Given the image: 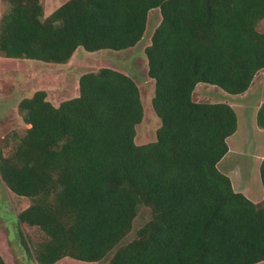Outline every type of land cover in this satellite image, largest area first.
I'll list each match as a JSON object with an SVG mask.
<instances>
[{
    "label": "trees",
    "instance_id": "1",
    "mask_svg": "<svg viewBox=\"0 0 264 264\" xmlns=\"http://www.w3.org/2000/svg\"><path fill=\"white\" fill-rule=\"evenodd\" d=\"M5 2L0 56L46 63H66L79 47H134L149 11L161 15L144 47L154 140L135 142L139 87L111 67L82 73L58 105L44 89L18 101L29 127L0 138V180L28 200L16 221L40 232L32 244L18 230L36 264L264 262V155L263 199L253 202L217 166L237 129L234 108L193 97L198 83L242 94L264 68V0H66L47 15L40 0ZM256 124L264 130V100ZM140 206L150 219L120 243Z\"/></svg>",
    "mask_w": 264,
    "mask_h": 264
},
{
    "label": "rangeland",
    "instance_id": "2",
    "mask_svg": "<svg viewBox=\"0 0 264 264\" xmlns=\"http://www.w3.org/2000/svg\"><path fill=\"white\" fill-rule=\"evenodd\" d=\"M63 1L65 0H54L52 3L51 0H43L44 14H49L56 4ZM6 7L5 0H0V15ZM160 18L159 9H153L149 13L142 39L134 47L125 50L101 49L89 52L79 47L66 63H46L34 59H13L0 56V138L12 130L22 135L25 129L29 127L16 112L15 105L20 98L32 95L37 89H44L47 92V98L58 103L77 94V81L82 73L95 71L101 67H111L130 75L139 87L144 114L142 121L136 126L135 142L141 144L154 140L159 119L153 113L150 105L149 97L153 90V82L147 76L144 47L149 43L150 35ZM257 28L264 31V20L258 23ZM262 83H264V73L255 79L253 85L255 96L258 99L264 97ZM248 96H250L248 93L247 95L232 96L219 87L206 83H199L193 94L197 101L229 100L238 112L249 101ZM244 115L246 116V113ZM243 122H246L245 126ZM240 125L241 127L232 137L236 140L237 145L235 148H231L227 155L228 166L218 164V168L222 172L229 171L234 190H243L248 195H253L256 192L259 195L263 193V188L257 158L262 156V152L251 151L254 147L252 132L253 136H256L258 131L255 128H250L249 121L244 120ZM240 169L247 170V173L241 176L238 173ZM237 179H241V181L237 182ZM27 204L26 198L13 194L0 180V254L6 264H36L32 255L27 253L22 246L18 230L21 228V232L32 244L41 239L40 232L35 227L19 226L16 221L17 212L25 208ZM150 216V209L146 206H140L133 219L131 230L120 243L134 238L137 229L147 222ZM56 264L88 263L66 257ZM256 264H264V262Z\"/></svg>",
    "mask_w": 264,
    "mask_h": 264
},
{
    "label": "crops",
    "instance_id": "3",
    "mask_svg": "<svg viewBox=\"0 0 264 264\" xmlns=\"http://www.w3.org/2000/svg\"><path fill=\"white\" fill-rule=\"evenodd\" d=\"M41 1V3L43 4V0H40ZM53 1L54 0H51V2L53 3ZM66 1V0H65ZM64 2V1H63ZM62 2V3H63ZM51 3V4H52ZM61 3H59V4H56V6L55 7H53L52 8V10L53 9H55L58 5H60ZM43 8H44V4H43ZM153 10V9H152ZM152 10H150L149 11V13L152 11ZM148 18H149V14H148ZM264 20V19H263ZM78 49V48H77ZM76 49V50H77ZM75 53V52H74ZM73 53V54H74ZM73 56V55H72ZM71 56V57H72ZM70 60V59H69ZM264 71V68L263 69H260L256 74H255V76H254V78H253V81L251 82V84H250V86H249V88L244 92V93H242V94H237V95H247V93L250 95V96H248V102H244L245 103V106L243 107V108H240L241 110H240V112H238V110H237V108L229 101V100H224V101H216V102H226V103H228L229 105H231L233 108H234V110H235V112H236V115H237V129H236V131L232 134V135H230L229 137H227V139H226V142H227V145H228V151H227V153L221 158V160L218 162V164H223V165H225V166H228V162H226L227 160L226 159H228L227 158V155H228V153H229V151H230V149L231 148H235V146L237 145V142H236V140L234 139V138H232L233 137V135L239 130V128L241 127V125H240V123L242 122V121H249V126H250V128L252 129V128H255V129H257V131H258V134L256 135V136H253V132H252V136L251 137H253V139H254V141H253V145H254V147H253V149L251 150V149H248V150H251V151H255L256 152V150L258 151V152H262L261 154H262V156H260V158L258 159L257 158V160H258V162H259V164H260V161H261V159H262V157H263V155H264V130L263 129H261L260 127H258L257 126V124H256V112H257V110H258V108H259V106H260V104L262 103V101L264 100V97H262V99H258V97L257 96H255V90H254V81H255V79L256 78H258V76L260 77V75L262 74V73H264L263 72ZM152 82H153V80L152 79H150ZM263 82V81H262ZM199 84V83H198ZM197 84V85H198ZM263 85H262V88L264 87V83H262ZM197 85H196V87H197ZM195 87V88H196ZM194 91H195V89H194ZM194 91H193V94H194ZM152 95H153V90H152V92H151V94H150V97H149V100L151 99V97H152ZM232 95V94H231ZM232 96H234V95H232ZM252 96V97H251ZM251 99H250V98ZM2 98H3V96H2ZM229 98V97H228ZM21 99V98H20ZM19 99V100H20ZM18 100V101H19ZM54 105H58L60 102H58V103H55V102H53L52 100H50ZM197 101V100H196ZM209 102V101H208ZM18 103V102H17ZM244 103H243V105H244ZM16 106V112H18L17 111V104L15 105ZM15 109V108H14ZM246 113V116L244 115ZM248 117V118H247ZM244 123V122H243ZM246 125V122L244 123V126ZM29 126V125H28ZM262 133V134H261ZM252 143V142H251ZM224 161V162H223ZM218 164H217V166H218ZM259 164H258V170H259ZM223 173H225V174H227L228 176H229V171H225V172H223ZM241 176L243 175V174H246L247 173V170H243V169H240L239 170V172H238ZM229 178H230V180H231V177L229 176ZM237 182H239V181H241V179H237L236 180ZM231 183H232V180H231ZM232 186H233V184H232ZM237 186H238V184H237ZM241 192H243V190L241 191ZM250 200H252L253 202H259V201H261L262 199H263V193L262 194H259V195H257L258 193H254L253 195H248V194H246L245 192H243ZM60 261H62V259L61 260H59L58 262H56V263H60ZM56 263H54V264H56ZM73 263H75V262H73ZM86 263H88V262H86ZM89 264V263H88Z\"/></svg>",
    "mask_w": 264,
    "mask_h": 264
}]
</instances>
